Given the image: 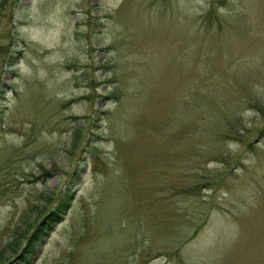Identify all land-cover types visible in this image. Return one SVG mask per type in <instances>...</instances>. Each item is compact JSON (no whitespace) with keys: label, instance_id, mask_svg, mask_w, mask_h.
Masks as SVG:
<instances>
[{"label":"rangeland","instance_id":"374dc122","mask_svg":"<svg viewBox=\"0 0 264 264\" xmlns=\"http://www.w3.org/2000/svg\"><path fill=\"white\" fill-rule=\"evenodd\" d=\"M0 45V264H264V0H0Z\"/></svg>","mask_w":264,"mask_h":264},{"label":"trees","instance_id":"16d2710c","mask_svg":"<svg viewBox=\"0 0 264 264\" xmlns=\"http://www.w3.org/2000/svg\"><path fill=\"white\" fill-rule=\"evenodd\" d=\"M3 49L0 45V56L3 55ZM74 193L69 190L67 193L62 195L58 200L57 206L54 209V212H50L49 215L44 218V220L36 227L35 232L30 238V242H37L42 236H47L50 231L53 229L54 225L61 221L63 217L68 213L71 208V204L74 200Z\"/></svg>","mask_w":264,"mask_h":264}]
</instances>
